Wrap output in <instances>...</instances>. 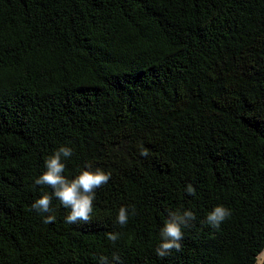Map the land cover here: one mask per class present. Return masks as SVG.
<instances>
[{"label": "trees", "instance_id": "trees-1", "mask_svg": "<svg viewBox=\"0 0 264 264\" xmlns=\"http://www.w3.org/2000/svg\"><path fill=\"white\" fill-rule=\"evenodd\" d=\"M60 146L66 178L111 173L87 224L55 197L31 208ZM217 205L232 212L218 229ZM177 210L195 219L160 258ZM261 250L264 0H0V264H255Z\"/></svg>", "mask_w": 264, "mask_h": 264}, {"label": "clouds", "instance_id": "clouds-1", "mask_svg": "<svg viewBox=\"0 0 264 264\" xmlns=\"http://www.w3.org/2000/svg\"><path fill=\"white\" fill-rule=\"evenodd\" d=\"M73 155V149L67 146H60L51 156L45 160V168L41 175L34 180L35 185L48 186L53 191L49 195L43 194L36 199L31 208L37 212L49 213L52 211L51 203L53 197L60 201V204L70 209L69 214L65 217L66 223L76 224L83 222L89 223L93 212V200L95 199V190L107 184L111 178L110 172L96 169L95 171L83 170L73 179L66 178L63 173L65 164L63 160L70 158ZM140 155L147 156L148 150L141 149ZM90 169V166H88ZM187 195H195V188L188 184L185 188ZM135 209H133V214ZM128 209L121 206L116 223L120 226H125L128 223ZM232 215L231 209L223 205L215 206L206 216L207 223L213 228L218 229L222 223L229 219ZM54 215H47L44 218V223L55 222ZM195 219V215L190 210L174 211L169 213V218L165 221L164 226L160 229V243L155 249L158 257L163 258L169 255L172 250L180 251V241L184 238V228L190 226V221ZM120 238V233H107V239L113 244ZM119 256L113 253V260L119 262ZM98 264H109L106 256H100ZM255 264H264V250H261L255 257Z\"/></svg>", "mask_w": 264, "mask_h": 264}]
</instances>
